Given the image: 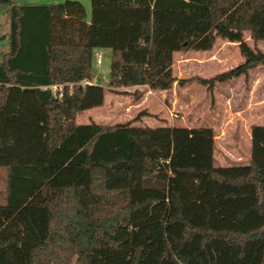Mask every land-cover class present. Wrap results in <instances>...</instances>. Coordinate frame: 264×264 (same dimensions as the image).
Instances as JSON below:
<instances>
[{
    "label": "trees",
    "instance_id": "16d2710c",
    "mask_svg": "<svg viewBox=\"0 0 264 264\" xmlns=\"http://www.w3.org/2000/svg\"><path fill=\"white\" fill-rule=\"evenodd\" d=\"M2 4L10 48L0 54V264L29 242L25 264H188L178 252L194 247L200 261L220 242L240 249L238 264L258 245L264 264L263 125L252 127L249 165L220 166L209 126L77 121L105 100L93 82L99 48L112 52L114 92L171 89L174 53L209 51L219 37L239 43L245 61L195 78L209 89L264 64L244 38L264 40V0H91L90 17L79 0Z\"/></svg>",
    "mask_w": 264,
    "mask_h": 264
},
{
    "label": "rangeland",
    "instance_id": "374dc122",
    "mask_svg": "<svg viewBox=\"0 0 264 264\" xmlns=\"http://www.w3.org/2000/svg\"><path fill=\"white\" fill-rule=\"evenodd\" d=\"M13 1L15 4H47L65 0ZM79 1L85 5L88 17H90L91 0ZM9 12L10 5H0V54L7 52L10 48ZM244 38L250 46L257 47L264 52V40L254 42L249 31H245ZM111 55V50L105 48H99L94 53L95 79L93 82L104 86L105 100L103 105L88 109L90 112L85 114L80 112L81 117L89 114V119L86 116L80 118L81 121L82 119L90 120L102 125H115L130 121H134L137 125L149 126L211 127L212 125L219 133L225 129L230 116L234 117L239 110L242 109L243 115L248 116L251 115V110L258 101H262L264 105V64L251 68L246 74L231 78L232 82L230 80L216 81L210 89L197 80L198 78L211 79L244 63L245 58L237 42H229L219 37L209 51L191 49L176 52L173 63V74L176 81L169 90H151L148 87L135 86L120 88L117 92L111 91L107 83V76L111 69ZM99 58L100 63H98ZM251 105H253L252 108ZM143 111L152 116H140L138 120H135ZM222 138H216L218 156L221 152L223 154L226 152L223 149V143L227 140ZM226 155L229 161L225 164L235 163L232 160V157H235L234 153L229 152ZM7 185L8 171L0 167V203L7 202ZM33 244L35 242L25 243L21 245V248L16 249V259L12 264H25L26 250ZM194 249L192 247L187 252L177 254L183 262L186 261L188 264H238L237 255L240 249L232 248L224 242L209 244L200 261L191 259ZM259 253L258 245L247 246L246 264H257Z\"/></svg>",
    "mask_w": 264,
    "mask_h": 264
},
{
    "label": "crops",
    "instance_id": "0c3cea01",
    "mask_svg": "<svg viewBox=\"0 0 264 264\" xmlns=\"http://www.w3.org/2000/svg\"><path fill=\"white\" fill-rule=\"evenodd\" d=\"M232 80L233 79H230L231 82ZM251 91L252 89L250 90V92ZM252 106L253 105H251V108ZM89 110L82 111L81 113L85 114L87 112H90ZM251 111H252L251 115L244 116L243 115L244 112L241 109L237 112V115H235L234 117L230 116L228 122L226 123L225 129H223L219 133H217L215 127L211 125L216 135L215 138L220 139L223 137L222 139L227 140V142L223 143L224 147L222 145L223 149L226 151L224 154L223 152H221L222 156L217 155L216 153L217 150L215 148L214 157H215L216 165L236 166V165H249L251 163L252 127L254 125L264 126V105L262 104V101H258L257 105L254 106ZM81 113L77 114V121H79L80 123H89L90 120H84V119H82V121L80 120V118H84L86 116L87 119H89L88 118L89 114L81 117L80 116ZM227 134L229 135L227 136ZM229 152L234 153L236 158L232 157V160H234L235 163L225 164L226 161H229L228 156L226 155Z\"/></svg>",
    "mask_w": 264,
    "mask_h": 264
},
{
    "label": "built area",
    "instance_id": "2783aa9c",
    "mask_svg": "<svg viewBox=\"0 0 264 264\" xmlns=\"http://www.w3.org/2000/svg\"><path fill=\"white\" fill-rule=\"evenodd\" d=\"M98 63H100V58L98 59ZM87 82L88 81H86L85 83ZM52 88H53L54 93H58L61 96L62 91H63V85H54Z\"/></svg>",
    "mask_w": 264,
    "mask_h": 264
}]
</instances>
